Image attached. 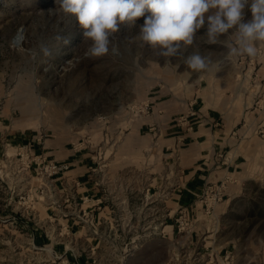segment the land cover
I'll return each mask as SVG.
<instances>
[{
  "label": "rangeland",
  "instance_id": "1",
  "mask_svg": "<svg viewBox=\"0 0 264 264\" xmlns=\"http://www.w3.org/2000/svg\"><path fill=\"white\" fill-rule=\"evenodd\" d=\"M252 2L244 22L252 19ZM143 24L144 17L119 24L107 54L86 56L92 42L59 0H0V264H264V43L255 56L231 58L222 44L205 42L206 20L192 45L178 42L177 54L164 57L141 39ZM196 52L214 61L209 70L187 67ZM203 92L224 109L250 111L245 121L257 127L247 176L210 213L203 193L173 209L155 138L147 136L141 152L125 153L149 132L131 127L138 116L172 99L179 109ZM29 132L88 152L90 180L112 188L104 190V211L94 209L91 195H75L79 181L63 194L56 175L27 166L37 152L12 136ZM21 144L28 157L16 149ZM140 186L147 190H123Z\"/></svg>",
  "mask_w": 264,
  "mask_h": 264
},
{
  "label": "crops",
  "instance_id": "2",
  "mask_svg": "<svg viewBox=\"0 0 264 264\" xmlns=\"http://www.w3.org/2000/svg\"><path fill=\"white\" fill-rule=\"evenodd\" d=\"M210 97L213 96L203 92L196 95L189 103L184 101L183 107L179 109L175 108L173 99L169 102L156 103L155 111L138 116L141 121L130 124L138 134L143 128L150 126V129L149 132L145 131L144 135H141L144 137L135 138L134 144L130 141L125 146L128 150L125 153L130 156L141 152L147 146V136L155 138L156 153L158 156L163 155L162 165L169 169L168 173L171 177L169 190L172 191L170 201L173 209L190 206L192 202H196V198L207 184L220 180H226L230 190L225 194L230 199L236 193L233 188L237 187V180L243 179L248 173L245 167L251 155L248 142L256 141L257 129L256 127L254 130L252 124L245 121L244 116L250 111L242 113L239 109H224L211 102ZM190 112L194 114L191 115ZM179 113L188 115V118L173 122V116ZM242 120L244 124H241ZM40 135L31 132L27 135L15 133L12 140L32 143L37 153L43 152L47 158L57 162H67L69 168L55 177L59 191L64 194L71 188L69 184L79 181L80 185L73 188L76 191L75 195L80 198L91 195L95 203L94 209L104 206L102 208L104 211L106 206L100 204L107 199L104 190H112V188L101 186L99 180H90L89 171H93V167L88 152L71 149L61 139L45 138ZM39 137L41 139H38ZM157 167L162 166L157 164ZM123 190L141 191L147 190V187H130ZM143 195L142 198L145 199L147 194L144 192ZM100 213L97 216L98 223L101 222ZM160 226L167 228L170 224L163 225L161 222Z\"/></svg>",
  "mask_w": 264,
  "mask_h": 264
},
{
  "label": "clouds",
  "instance_id": "3",
  "mask_svg": "<svg viewBox=\"0 0 264 264\" xmlns=\"http://www.w3.org/2000/svg\"><path fill=\"white\" fill-rule=\"evenodd\" d=\"M64 13L74 16L84 29L91 46L86 56L100 57L109 51V36L119 24H134L144 17L141 39L159 47L161 55L171 57L180 47L192 45L195 33L207 20V44H222L231 58L255 56L257 44L264 43V0H253L252 19L243 21L247 0H59ZM211 14L205 17V13ZM148 13V15H146ZM227 39L220 36L229 34ZM194 72L207 71L214 64L209 56L198 52L185 60Z\"/></svg>",
  "mask_w": 264,
  "mask_h": 264
},
{
  "label": "built area",
  "instance_id": "4",
  "mask_svg": "<svg viewBox=\"0 0 264 264\" xmlns=\"http://www.w3.org/2000/svg\"><path fill=\"white\" fill-rule=\"evenodd\" d=\"M145 106L147 107L148 103ZM190 114L193 115L194 113L190 112ZM187 118L188 115H183L176 120L183 121ZM40 137H42V135H40ZM40 137L38 139H41ZM16 149L22 151V153L25 151L26 156H29V147L27 144L18 145ZM32 165L35 171L37 170V172L42 173V176H47L50 178L61 174L69 168V164L67 162H57L48 159L47 156H45L42 152L35 154L33 157H31V159H29L27 166L30 167ZM226 184V180H220L219 182L210 183L205 186L202 192L203 194L201 202L207 213L212 212L215 204L223 198Z\"/></svg>",
  "mask_w": 264,
  "mask_h": 264
},
{
  "label": "bare ground",
  "instance_id": "5",
  "mask_svg": "<svg viewBox=\"0 0 264 264\" xmlns=\"http://www.w3.org/2000/svg\"><path fill=\"white\" fill-rule=\"evenodd\" d=\"M21 36H22V33H19L18 38H19L20 40L22 39ZM19 39H18V40H19Z\"/></svg>",
  "mask_w": 264,
  "mask_h": 264
}]
</instances>
